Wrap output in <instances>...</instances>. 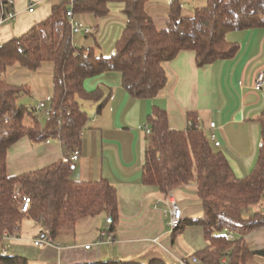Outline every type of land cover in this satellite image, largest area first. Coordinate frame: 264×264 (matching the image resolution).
I'll return each instance as SVG.
<instances>
[{"label":"trees","instance_id":"1","mask_svg":"<svg viewBox=\"0 0 264 264\" xmlns=\"http://www.w3.org/2000/svg\"><path fill=\"white\" fill-rule=\"evenodd\" d=\"M115 4L125 7L128 21L113 55L103 57L93 49L76 46L67 18L69 7L75 15L105 18ZM145 5L146 0H76L72 5L67 0L54 7L48 20L0 46V235L7 232L19 236L23 222L29 220L41 227L42 236L57 241L63 235L74 234L80 221L102 214L112 220L108 225L115 233L119 218L117 191L107 180L75 181L74 164L62 161L11 177L7 172L11 147L29 138L34 142L58 140L68 150L80 149L90 122L84 104L103 100L101 87L86 90L89 79L119 73L131 96L154 99L169 83L164 65L180 53L194 52L200 68L230 60L240 49L237 43L227 40L230 32L264 28V0H210L192 19L182 16L181 5L175 1L169 25L162 31L146 13ZM46 62L54 65V94L43 124L37 108L30 109L19 102L28 89L10 84L2 76L17 65L35 73ZM188 119L186 130H173L167 112L153 109L144 184L156 186L168 195L198 182L204 217L189 220L182 229L203 227L208 247L187 259L188 264H222L226 257L230 264H248L253 258H264V249L252 250L246 241L249 235L264 229V211L245 216L253 207L264 209V116L260 157L253 172L244 178L237 177L226 156L213 148L197 115L190 114ZM24 197L31 199L27 213L21 211ZM0 264L32 262L25 256L3 254L0 242ZM149 264L168 263L153 260Z\"/></svg>","mask_w":264,"mask_h":264},{"label":"crops","instance_id":"2","mask_svg":"<svg viewBox=\"0 0 264 264\" xmlns=\"http://www.w3.org/2000/svg\"><path fill=\"white\" fill-rule=\"evenodd\" d=\"M66 1L15 0L17 18L0 26V46L29 33L51 17L55 6ZM69 1L72 5L76 0ZM175 1L181 5L182 16L192 19L197 10L206 7L210 0H167L165 3L146 0L145 11L158 30L167 29ZM31 8L33 12H30ZM124 9L121 4L112 5L105 18L76 15L84 27L94 30V34L90 35L91 38L84 35L78 44L75 36L74 44L93 49L99 56H112L128 21ZM227 40L240 47L233 59L200 68L196 54L186 51L166 63L164 67L169 83L154 99L131 96L123 87L119 73H107L86 82L88 92L96 90V84L100 83L103 100L89 103V108L92 104L95 107L90 111L85 109L90 122L82 135L81 157L73 163L72 177L80 182L107 180L117 191L119 218L115 243L86 249L97 241L101 230L109 223V217L102 214L80 221L74 234L63 235L55 241L56 245L42 249L33 245L34 240L42 237L41 227L34 221H24L19 238L4 241L2 248H7L9 254L30 258L32 264H89L99 261L149 264L153 260L176 264L179 259H191L206 249L208 243L203 227L186 226L173 232L169 225L171 197L183 210V226L189 220L204 217L198 182L195 180L168 195L143 182L146 147L151 136L147 128L151 129L150 117L155 108L167 112L170 128L177 131L186 130L188 116L196 114L213 148L226 156L237 177L244 178L253 172L263 138L264 91H256L255 84L257 75L264 70V28L232 31ZM2 77L6 79V72ZM27 93L31 91L28 89ZM53 94L54 82L52 97ZM45 101H40L34 108ZM104 101L105 106L99 110ZM212 123L217 125L215 129H211ZM213 134L215 140L212 139ZM215 141L221 146L217 148ZM71 153L72 150L66 149L58 140L48 143L24 138L9 150L7 172L11 177L31 173L63 162ZM262 210L258 209L254 214ZM61 239L64 245L59 243ZM246 241L252 250L264 249V229L252 233ZM257 258H253L250 264Z\"/></svg>","mask_w":264,"mask_h":264},{"label":"built area","instance_id":"3","mask_svg":"<svg viewBox=\"0 0 264 264\" xmlns=\"http://www.w3.org/2000/svg\"><path fill=\"white\" fill-rule=\"evenodd\" d=\"M33 11H34L33 8H31L30 12H33ZM16 18H17V12L15 11V0H6L5 2H2L0 0V26L5 23L11 22L15 20ZM67 18L71 26L73 37L79 36L82 34L85 36H90L94 34V30L92 28L84 27L77 20V17L72 9L68 10ZM255 90L258 92L264 91V70L261 71L257 75ZM37 109L39 112L46 111L45 103H41ZM216 126L217 125L215 123H212L210 127L211 129H215ZM147 132L150 134L151 129L147 128ZM212 139L213 140L216 139V136L214 134L212 135ZM47 142L50 143L51 140ZM215 146L218 148L221 146V144L215 141ZM80 157H81L80 149H75L72 151L70 155L66 156L63 159V162L65 164L75 163L79 161ZM23 201L24 202L21 207V211L23 213H27L30 209L31 199L28 197H24ZM168 205H169V212H170V223H169L170 228L173 232L179 231L182 229L183 223H184L183 210L178 204V202L173 197L170 198ZM16 239H18L17 234L12 235L6 232L3 235H0V242L1 241L4 242L7 240H16ZM115 242H116L115 233L111 231L110 225H107L104 229L101 230L97 241L94 244L87 246L86 249H91L93 246L100 247L101 245H104V244H113ZM56 244L57 243L55 241H52L49 238V236H42L33 241V245L36 248H40V249L45 248L50 245H56ZM2 252L5 255L9 254L7 248H2ZM176 264H188V262L186 259H179ZM222 264H230L228 257H226L223 260Z\"/></svg>","mask_w":264,"mask_h":264},{"label":"rangeland","instance_id":"4","mask_svg":"<svg viewBox=\"0 0 264 264\" xmlns=\"http://www.w3.org/2000/svg\"><path fill=\"white\" fill-rule=\"evenodd\" d=\"M166 1L167 0H161L160 3H165ZM77 37L78 38H76V42L78 44V43H80V39L84 38L85 36L79 35ZM90 38H91V36H90ZM80 47H82V46H80ZM52 73H53V65L51 63L44 64L42 66V68L35 73L29 72L27 69L23 68L22 66L17 65L14 67H10L6 70V79L10 84H12L14 86H17L20 88H22V87L28 88L31 91L30 94L25 93L20 97L19 102L21 104H23L25 107L31 109V108L36 107L40 101H42V100L44 101V99H46L45 104L47 105V112H48L50 109V101L52 99V93H53ZM111 76H114V75H111ZM98 87H100V83L96 84V89ZM92 105L94 106V104H92ZM84 106H85V109H88L90 107V104L85 103ZM93 106L91 108H95ZM91 108H89V111ZM47 112L43 111V112L38 113L40 116V121L43 124H45L47 121V118H48ZM28 124H29V122H28ZM18 196H20V195H18ZM258 209H262V207L257 206V207H253V208L249 209V211H247L245 213V216L246 217H252L254 215V212L258 211ZM12 235H14V234H12ZM17 237L19 238L18 234H17ZM1 243H3V242L1 241ZM59 243L61 245H64L63 239L59 240ZM262 259L263 258L255 259L256 261H253V264H264V259L263 260ZM250 263L251 262H249L248 264H250Z\"/></svg>","mask_w":264,"mask_h":264},{"label":"water","instance_id":"5","mask_svg":"<svg viewBox=\"0 0 264 264\" xmlns=\"http://www.w3.org/2000/svg\"><path fill=\"white\" fill-rule=\"evenodd\" d=\"M111 222H112V220L110 219V220H109V223H111Z\"/></svg>","mask_w":264,"mask_h":264}]
</instances>
